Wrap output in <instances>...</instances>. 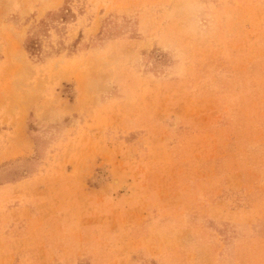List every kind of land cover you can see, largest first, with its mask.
<instances>
[{
    "label": "rangeland",
    "instance_id": "obj_1",
    "mask_svg": "<svg viewBox=\"0 0 264 264\" xmlns=\"http://www.w3.org/2000/svg\"><path fill=\"white\" fill-rule=\"evenodd\" d=\"M0 264H264V0H0Z\"/></svg>",
    "mask_w": 264,
    "mask_h": 264
}]
</instances>
